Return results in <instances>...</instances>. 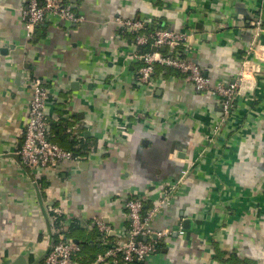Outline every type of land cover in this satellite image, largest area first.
I'll return each mask as SVG.
<instances>
[{
	"label": "crops",
	"instance_id": "0c3cea01",
	"mask_svg": "<svg viewBox=\"0 0 264 264\" xmlns=\"http://www.w3.org/2000/svg\"><path fill=\"white\" fill-rule=\"evenodd\" d=\"M65 1L82 21L30 28L28 0H0V264L32 262L67 239L80 240V264H93L129 237L125 199L144 196L146 213L162 190L150 227L171 233L136 264H264V0ZM156 27L187 32V52L165 51L194 60L213 84L259 64L228 118L219 96L174 67L157 63L152 83H139L136 53L155 45L137 36ZM36 78L51 90L49 137L78 159L21 162ZM98 218L112 228L105 238Z\"/></svg>",
	"mask_w": 264,
	"mask_h": 264
},
{
	"label": "built area",
	"instance_id": "2783aa9c",
	"mask_svg": "<svg viewBox=\"0 0 264 264\" xmlns=\"http://www.w3.org/2000/svg\"><path fill=\"white\" fill-rule=\"evenodd\" d=\"M25 14L28 18V26L35 28L44 24L52 17H59L71 22H80L84 16L77 12L72 3L65 0H28ZM122 23L138 30L143 26L140 20L125 19ZM257 32L262 28L260 20L256 23ZM152 42L155 46L175 48L182 44L183 52L190 49L189 35L186 32H174L165 28L156 27L149 37L138 34L137 43ZM136 57L144 60L141 66L138 80L142 85L152 83V75L157 63L171 66L185 74L197 90L210 92L219 96L223 117L228 118L235 107L236 97L243 89L246 75L260 69L258 63L253 61L244 62L239 72L237 82H218L213 84L202 68L189 57L180 54H168L159 50L146 53H136ZM33 96L29 104V114L25 131L24 142L18 151L21 162L30 168H50L64 159H78L73 151L68 150L49 137V115L47 112V101L50 97V87L40 78L33 80ZM168 196L167 191L159 193L157 204L150 211L144 213L145 197L132 195L125 199L124 204L128 209L130 218L129 237L111 245L104 253L100 254L93 264H120V262H131L133 259L142 260L148 254L158 250L160 239L171 233L170 229H153L150 221L160 204ZM95 224L99 226L105 236H109L112 228L103 219L98 218ZM139 235H146L147 239H139ZM81 251V245L74 240H59L54 243L46 254L44 264H80L77 255Z\"/></svg>",
	"mask_w": 264,
	"mask_h": 264
},
{
	"label": "water",
	"instance_id": "95a60500",
	"mask_svg": "<svg viewBox=\"0 0 264 264\" xmlns=\"http://www.w3.org/2000/svg\"><path fill=\"white\" fill-rule=\"evenodd\" d=\"M153 50L154 51H157V50H163V51H165L166 50V46L165 45H162L159 48L157 46H154L153 47ZM138 238L139 239L146 240L147 239V236L146 235H139ZM75 242L79 243L80 240L79 239H75ZM45 255L46 254H44L43 256L39 257L38 259H36V260H34L32 262H29L27 260V258L24 255L21 254V255L17 256L15 259H13L9 264H42L41 263V260L43 259V257Z\"/></svg>",
	"mask_w": 264,
	"mask_h": 264
},
{
	"label": "trees",
	"instance_id": "16d2710c",
	"mask_svg": "<svg viewBox=\"0 0 264 264\" xmlns=\"http://www.w3.org/2000/svg\"><path fill=\"white\" fill-rule=\"evenodd\" d=\"M151 49V47H150V45L149 44H147V47H146V50H150ZM168 51H163V53H167ZM182 55V54H181ZM74 153V152H73ZM75 154V153H74ZM75 156H77L76 154H75ZM78 157V156H77ZM159 245H160V241L158 242V248H159ZM138 260L137 259H133L131 262H127V263H124V262H120V264H136V262H137Z\"/></svg>",
	"mask_w": 264,
	"mask_h": 264
}]
</instances>
